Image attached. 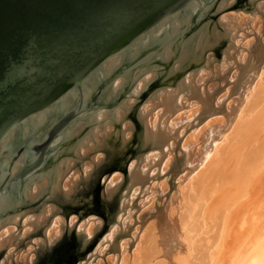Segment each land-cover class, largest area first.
Returning <instances> with one entry per match:
<instances>
[{"label": "rangeland", "instance_id": "rangeland-1", "mask_svg": "<svg viewBox=\"0 0 264 264\" xmlns=\"http://www.w3.org/2000/svg\"><path fill=\"white\" fill-rule=\"evenodd\" d=\"M187 16L171 19L148 43L132 48L131 60L139 57L135 63L122 64L130 59L127 53L115 70L98 74L100 90L92 100L89 91L84 101L107 107L81 113L27 175L21 193L18 182L4 188L34 161L26 152L43 140L53 120L45 113L3 144L10 158L27 149L17 158L15 174L14 162L7 175V159L0 169V264H38L60 247V264H136L152 255L147 238L160 216L179 219L191 201L204 202L191 245L195 260L201 255L208 263L228 264L245 237L246 243L254 240L264 222V0H206ZM70 104L65 101L62 111ZM240 141H246L242 152L263 151L254 153L263 157L258 167H245L242 152L236 155ZM218 168L222 176L216 173L209 183L206 178ZM217 202L227 207L223 216ZM177 239L182 243L169 241L170 255ZM162 253L157 249L156 261ZM151 257L145 261L155 263ZM173 259L168 264H176Z\"/></svg>", "mask_w": 264, "mask_h": 264}, {"label": "water", "instance_id": "water-1", "mask_svg": "<svg viewBox=\"0 0 264 264\" xmlns=\"http://www.w3.org/2000/svg\"><path fill=\"white\" fill-rule=\"evenodd\" d=\"M205 1L0 0V169L10 153L2 144L13 130L21 131L45 113L53 120L41 144L26 152L35 155L34 162L20 169L4 189L11 190L18 179L21 193L23 179L49 156L55 139L81 113L106 106L88 107L84 96L90 91L92 100L100 90L102 75L97 72L109 58L128 53L130 59L122 64L135 62L139 57L131 60V52L136 42L148 43L161 23L188 17L192 6L201 7ZM65 101L71 104L62 111ZM26 149L20 147L10 159L7 175ZM61 250L48 253L38 264H57Z\"/></svg>", "mask_w": 264, "mask_h": 264}, {"label": "bare ground", "instance_id": "bare-ground-1", "mask_svg": "<svg viewBox=\"0 0 264 264\" xmlns=\"http://www.w3.org/2000/svg\"><path fill=\"white\" fill-rule=\"evenodd\" d=\"M198 5V4H197ZM193 7H195V6H192L191 8H193ZM173 20H174V18H173ZM170 20H167V21H164L163 23H161L160 24V26L158 27V29L157 30H159V28L160 27H162V26H164V25H167V23L169 22ZM156 32V31H155ZM154 32V33H155ZM153 34V33H152ZM146 39V38H145ZM144 39H141L140 41H138V42H136L134 45H133V49L134 48H136V46H137V44L138 43H140V42H142ZM125 54H127V53H125ZM125 54H123V55H121V56H118V57H116V56H114V57H112V58H109L106 62H105V64L99 69V71L97 72V73H100V72H102V73H106V72H110V71H113V70H115L117 67H118V65H120V63H119V61H120V58L122 57V56H124ZM143 54H145V52H143L142 53V55ZM141 55V56H142ZM140 56V57H141ZM120 57V58H119ZM125 57H126V55H125ZM137 61V60H136ZM135 61V62H136ZM135 62H133V63H135ZM132 62H131V64H133ZM125 65V64H124ZM122 70V69H121ZM113 74L114 73H111L110 74V77H109V80H111L112 79V77H113ZM262 75V74H261ZM262 77V76H261ZM263 83H264V80H263ZM262 85V84H261ZM210 86H212V85H210ZM204 92V91H203ZM204 95V94H203ZM205 96V95H204ZM168 101H169V99H168ZM64 103L65 102H63V105H64ZM104 107H107V106H104ZM233 107V106H232ZM101 108H103V107H101ZM233 109V108H232ZM232 109H230L229 111H230V116H233V110ZM41 116V115H40ZM40 116H38V117H36V118H32L30 121L31 122H33V123H35L36 122V124H38V122H39V119H41L40 118ZM263 123V122H262ZM259 124H261L260 122H259ZM258 124V125H259ZM51 127V126H50ZM49 127V128H50ZM262 127V126H261ZM25 128V127H24ZM253 128V127H252ZM258 128V127H257ZM29 129V128H28ZM68 129V128H67ZM49 130V129H48ZM47 130V131H48ZM66 130V129H65ZM252 130V129H251ZM250 130V131H251ZM46 131V132H47ZM247 131V130H246ZM246 131H245V133H246ZM249 131V130H248ZM46 132H45V135H46ZM66 132V131H65ZM20 133V130H13L10 134H9V136H7V138H6V140H5V142L4 143H6V142H8L7 141V139H9V138H11V137H13V136H15V134H19ZM27 133H29V135H30V131L28 130L27 131ZM241 133V132H240ZM260 133H261V131H260ZM252 134V133H251ZM206 137L207 136H202V138H200L199 140L201 141V143L202 144H205V140H206ZM251 137H253V136H251ZM244 138V137H243ZM258 138V137H257ZM248 139V138H247ZM198 140V141H199ZM249 141V140H248ZM41 142L42 141H39L37 144L36 143H34L33 145H32V147L33 146H37V145H39V144H41ZM246 141H240V143H239V146L237 147V149H239L238 151H236L237 152V154L236 155H238V153H241L242 151H243V149H244V143H245ZM253 142V141H252ZM250 143V141L248 142V144ZM259 144L261 145L262 143L261 142H259ZM3 145V144H2ZM257 145L258 144H255V146L254 147H256V149H257ZM263 145H264V143H263ZM247 146V145H246ZM262 146V145H261ZM201 147H202V145H201ZM249 147V146H248ZM253 147V146H252ZM253 147V148H254ZM264 147V146H263ZM263 147H261V148H263ZM5 148H9L10 149V147L8 146H6ZM4 148V149H5ZM24 148V147H23ZM258 148H259V145H258ZM3 148H2V146L0 147V150H2ZM245 150V149H244ZM249 150V149H248ZM252 150V149H251ZM255 150V149H254ZM253 150V151H254ZM259 150H261L260 148H259ZM263 150V149H262ZM233 151V150H232ZM241 151V152H240ZM264 151V150H263ZM263 151H259L260 153L257 155V152L255 153L256 154V156H259V155H262L263 154ZM232 153V152H231ZM252 151H250V152H242L241 153V155L243 156H241L242 157V159H241V161H242V163L244 164V166L245 167H251V168H255V167H258L257 165H258V163H259V161L261 160V159H263V157H261L260 156V158H256V156H255V154H254ZM201 154V152L199 153V155ZM233 155V154H232ZM197 155H190V157H188L189 159L190 158H192V157H196ZM13 157H14V155H13ZM232 157V156H231ZM237 157H239V156H237ZM12 158V157H11ZM9 156H8V158H7V165L9 164V161H10V159H11ZM197 158V157H196ZM22 159V158H21ZM234 160V159H233ZM237 160L239 161V159L237 158ZM20 161V160H19ZM19 161L16 159V161H15V166H14V168H13V172H12V174H15L16 173V171H17V169H18V163H19ZM229 161V160H228ZM230 161H231V159H230ZM240 161V162H241ZM34 162V161H33ZM33 162H31V163H33ZM236 162V161H235ZM30 163V164H31ZM227 163V162H226ZM225 163V164H226ZM234 163V162H233ZM263 163V162H262ZM261 163V164H262ZM29 165V164H28ZM262 165H264V164H262ZM26 166V165H25ZM230 166V165H229ZM240 166V165H239ZM7 167V166H6ZM131 167L132 166H130V168L129 169H131ZM236 168V167H235ZM263 169H264V167H262ZM230 169V168H229ZM241 169V168H240ZM262 169V170H263ZM37 170V169H36ZM222 170V169H221ZM223 170H224V167H223ZM226 170V169H225ZM224 170V171H225ZM242 170H243V168H242ZM5 171H6V168H5ZM219 171H220V168H218L217 170H215L214 172H212V173H210V175L206 178V180L209 182V183H213L214 182V180H215V175H216V173L218 174L219 173ZM246 171V170H245ZM259 171V170H258ZM33 172V171H32ZM31 172V173H32ZM221 172V171H220ZM228 172V171H227ZM244 172V171H243ZM242 172V173H243ZM260 172V171H259ZM31 173H29V174H31ZM61 173H62V169H61V163L59 164V166H58V171H57V173H56V175H58V178H57V184H59V180H60V177H61ZM237 173V172H236ZM247 173V172H246ZM220 174V173H219ZM222 174H223V172H222ZM222 174H220L221 176H222ZM234 174V173H233ZM258 174V173H257ZM260 174V173H259ZM225 175H226V173H225ZM243 175L244 174H242V175H238V176H236V177H238V178H240L241 176L243 177ZM14 176H16V174L14 175ZM232 176H234V175H232ZM232 176H230V177H232ZM27 177V176H26ZM25 177V178H26ZM57 177V176H56ZM225 177V176H224ZM242 177L239 179V181L240 180H242ZM25 178L23 179V181H22V183H24V180H25ZM218 178H219V176H218ZM217 178V179H218ZM222 178V177H221ZM235 178V177H234ZM244 178V177H243ZM245 179V178H244ZM243 179V180H244ZM255 179H256V177H255ZM221 180V179H220ZM226 180H228L227 179V177H226ZM231 181H235V180H231ZM17 182L19 183V180L17 179ZM207 182V183H208ZM229 182V181H228ZM216 183H218V182H216ZM243 183H244V181H243ZM243 183H241V184H243ZM227 184V183H226ZM262 184V183H261ZM214 186V185H213ZM225 186V185H224ZM209 187V186H208ZM212 187V186H211ZM223 187V186H222ZM234 187H235V185H234ZM234 187H232L231 186V189L233 188L234 189ZM238 187V186H237ZM259 187H260V185H259ZM22 188V187H21ZM215 188V187H214ZM221 188V187H220ZM236 189V188H235ZM21 190V189H20ZM207 190V189H206ZM230 190V189H229ZM201 191V190H200ZM208 192V191H207ZM211 192V191H210ZM225 192V191H224ZM257 192V191H256ZM201 193V192H200ZM207 194V193H206ZM211 194V193H210ZM209 194V195H210ZM221 194V193H220ZM208 195V194H207ZM212 195V194H211ZM224 195V194H223ZM225 196V195H224ZM211 197V196H210ZM229 197V196H228ZM261 197V196H260ZM209 198V197H208ZM206 199V198H205ZM210 199V198H209ZM218 199V198H217ZM228 199V198H227ZM263 199V198H262ZM204 202H199V201H191V204L189 203H187L188 205H187V207H185L184 208V210H186L185 211V213L183 214V216H181L179 219H174L175 217H174V215L171 217L170 215L171 214H164V215H162V216H160V218L158 219V222H157V224L155 225V226H152V228L150 229V231H152V230H154V234H153V237L151 236V235H149L150 237H148L147 238V249H149L150 250V252H152V255H145V257L143 258V255L142 254H140L141 255V258H143L142 259V261L141 262H139V263H136V264H168L169 263V261H167V259L169 260V259H175L176 260V264H198L200 261H202V259H203V257H201V255L199 256V258H197L196 260L194 259V256L193 255H191L192 254V252H193V249L191 248V245H192V242H193V240H194V238H195V234L198 232V225H199V217H200V214L198 213V210H199V207L201 208V206H202V204H203ZM218 203V202H217ZM220 203H222V201L220 202ZM223 203H224V201H223ZM250 203V202H249ZM252 203H254V202H252ZM261 203V202H260ZM260 203H258V206H259V204ZM219 204V203H218ZM226 204V203H225ZM123 205H124V203L123 202H121V209H122V207H123ZM205 205V204H204ZM220 205V204H219ZM218 205V206H219ZM261 205V204H260ZM126 206V205H125ZM230 206V205H229ZM239 206V205H238ZM256 206V205H255ZM258 206H256L257 207V209H258ZM203 207V206H202ZM209 207V206H208ZM219 207H221L219 210V215H222L224 212L226 213V209H227V207H225V205H220ZM255 207V208H256ZM262 207H264L263 205H262ZM226 208V209H225ZM256 209V210H257ZM262 209H264V208H262ZM259 210V209H258ZM258 210H257V212H258ZM239 211V210H238ZM263 211V210H262ZM174 212V211H173ZM169 213V212H168ZM171 213V212H170ZM229 213V212H228ZM236 213V212H235ZM259 213H260V211H259ZM258 213V214H259ZM262 213V212H261ZM260 213V214H261ZM124 214V213H123ZM176 214V213H175ZM230 214H231V212H230ZM255 214V213H254ZM257 214V213H256ZM258 214H257V216H258ZM262 214H264V213H262ZM227 215V214H226ZM237 215V214H236ZM251 215V214H250ZM249 215V216H250ZM223 216V215H222ZM228 217V216H227ZM247 217V216H246ZM252 217H254V216H252ZM258 217H260V216H258ZM207 218V217H206ZM232 218V217H231ZM251 218V217H250ZM225 219H228L229 220V218H226V216L224 217V219H223V221H225ZM246 219V218H245ZM254 219V218H253ZM231 220V219H230ZM240 220V219H239ZM250 220L251 219H248V222H250ZM263 220H264V218H263ZM258 221V220H257ZM226 222V221H225ZM223 223L222 222V225H221V227L220 228H222V230H223V232H225L226 230V223ZM234 222V221H233ZM261 222H262V219H261ZM15 223H16V221H15ZM229 223H230V221H229ZM237 223V222H236ZM153 224H155V223H153ZM176 224H177V226H176ZM204 224V223H203ZM233 224V223H232ZM261 224V223H260ZM230 225V224H229ZM234 225V224H233ZM244 225V224H243ZM243 225H241L242 227H243ZM251 225V224H250ZM254 225H256V224H254ZM186 227V228H183V229H181V227ZM231 226V225H230ZM237 226V225H236ZM235 226V227H236ZM252 227H253V225H251ZM180 227V228H179ZM219 227V226H218ZM255 227V226H254ZM256 227H259V226H256ZM219 228V232H220V229ZM238 228V227H237ZM244 228V227H243ZM242 228V229H243ZM168 229H169V231H168ZM250 229V228H249ZM253 229V228H252ZM255 229V228H254ZM241 230V229H240ZM259 230V233L257 232V234L255 233V231H253L257 236H254L253 238H254V240H252V241H250L249 240V242L248 243H246V241H248V239L245 241V238H247V237H245L244 238V242H243V245L244 246H242V247H240L239 249V253L238 254H234V255H236V257H233L231 260H230V262L228 263V264H234V262H237V261H240V260H246V261H251V264H257V262L258 261H261V260H264V252H262V245H264V222L262 223V225L260 226V228L258 229ZM219 232H217L218 234L216 235V233H215V239L216 238H218L219 236ZM223 232L221 233L220 232V234L222 235L223 234ZM235 232V231H234ZM233 232V233H234ZM245 232V231H244ZM252 232V233H253ZM152 233V232H151ZM248 233V232H247ZM214 234V233H213ZM246 234V233H245ZM255 234H253V235H255ZM238 235V234H237ZM214 236V235H213ZM218 236V237H217ZM224 236V235H223ZM226 236V235H225ZM239 236V235H238ZM250 236V235H249ZM248 236V237H249ZM175 237V238H174ZM235 237H236V235H235ZM240 237V236H239ZM176 238H180V239H182V243H179L180 241H179V239H177L176 241H178V243H177V247H176V250H175V252L172 254V255H170L169 254V252H168V245L170 244V242L169 241H172V239L173 240H175ZM223 238V237H222ZM252 238V239H253ZM156 239H158V242L156 241ZM250 239V238H249ZM1 241V240H0ZM175 241V242H176ZM228 241V240H227ZM234 241V240H233ZM224 242H226V241H224ZM223 242V243H224ZM223 243H221L222 245H223ZM230 243V242H229ZM235 243H236V240H235ZM238 243V242H237ZM242 242H240L239 244H241ZM227 244V243H226ZM232 244V243H231ZM233 244H234V242H233ZM179 245L181 246V248H183V246L182 245H184V250L186 251V252H184V250H182L181 252L179 251V253L177 254V250L179 249ZM241 246V245H240ZM233 247V246H232ZM231 247V248H232ZM239 247V246H238ZM162 248V249H161ZM224 248V247H223ZM157 249L158 250H160V252H163L162 254V256H161V258H162V260L161 261H156L157 259L155 258V253L157 252ZM164 249V250H163ZM166 249V250H165ZM143 250V249H142ZM224 250H226L225 248H224ZM238 251V249L236 248L235 249V251ZM230 251V250H229ZM228 251H226L225 253H227ZM145 253H146V250H145ZM201 253H203V252H201ZM205 253V252H204ZM216 253V252H215ZM229 253V252H228ZM233 253H234V251H233ZM150 254V253H149ZM186 254V255H185ZM187 254H188V257H187ZM214 255V254H213ZM153 257V259H155V261L157 262H146L145 260L147 259V258H150V257ZM158 256H159V254H158ZM221 256V255H220ZM219 256V257H220ZM233 256V255H232ZM151 257V258H152ZM178 257H179V259H178ZM213 257H215V255L213 256ZM213 257H211V260H213L214 258ZM230 257H231V255H230ZM229 257V258H230ZM200 258H202V259H200ZM205 258V257H204ZM229 258H228V260H229ZM165 259V260H164ZM173 259V260H174ZM206 260H203L202 262H203V264H211V263H213L214 262V264L216 263L215 262V260L216 259H214L213 261H209V263L207 262L208 260H209V258L207 259V257L205 258ZM174 260V261H175ZM228 260H227V262H228ZM173 261V262H174ZM197 261H198V263H197ZM61 262V261H60ZM60 262H58V264H60ZM179 262V263H178ZM207 262V263H206ZM226 262V261H225ZM224 262V263H225ZM217 263H218V261H217ZM174 264V263H173ZM219 264H223V263H219Z\"/></svg>", "mask_w": 264, "mask_h": 264}, {"label": "clouds", "instance_id": "clouds-1", "mask_svg": "<svg viewBox=\"0 0 264 264\" xmlns=\"http://www.w3.org/2000/svg\"><path fill=\"white\" fill-rule=\"evenodd\" d=\"M262 252H264V245H262ZM234 264H251V261H246V260H240L237 262H234ZM257 264H264V260L258 261Z\"/></svg>", "mask_w": 264, "mask_h": 264}]
</instances>
